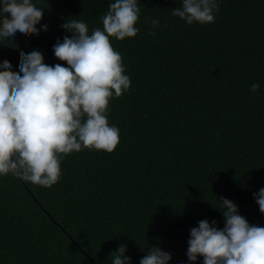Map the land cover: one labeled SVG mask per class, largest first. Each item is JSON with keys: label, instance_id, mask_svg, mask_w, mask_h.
Here are the masks:
<instances>
[{"label": "trees", "instance_id": "16d2710c", "mask_svg": "<svg viewBox=\"0 0 264 264\" xmlns=\"http://www.w3.org/2000/svg\"><path fill=\"white\" fill-rule=\"evenodd\" d=\"M32 2L44 11L37 28L48 30L0 41V62L18 73L20 51L67 66L53 53L72 35L61 25L72 17L89 33L102 29L114 0ZM137 2L140 31L110 38L131 81L106 114L119 144L68 154L51 188L0 176V264H111L121 244L132 264L151 246L170 252L169 264H190V229L200 220L224 226L221 197L264 227L253 198L264 188V0H217L204 25L172 15L182 0Z\"/></svg>", "mask_w": 264, "mask_h": 264}, {"label": "clouds", "instance_id": "9594fccd", "mask_svg": "<svg viewBox=\"0 0 264 264\" xmlns=\"http://www.w3.org/2000/svg\"><path fill=\"white\" fill-rule=\"evenodd\" d=\"M219 11L217 0H182L172 15L188 25L214 22ZM140 8L137 0H114L100 17L101 28H93L68 18L61 25L70 32L53 45L54 56L66 62L47 65L43 54L20 51V71L12 70L8 60L0 62V176L11 174L25 182L51 188L61 176V161L82 149L111 153L119 144V129L109 126V100L121 97L130 88L121 55L110 38L135 37ZM43 8L32 0H0V41L14 38L17 32L26 38L47 31L37 28ZM159 19L151 20L152 29ZM149 35H155L150 31ZM260 88L250 87L252 93ZM264 214V188L253 194ZM218 209L224 226L216 221H198L190 229L186 256L190 264L203 257V264H264V227L250 225L231 200L219 198ZM121 244L110 254L111 264H132ZM170 252L151 246L139 264H169Z\"/></svg>", "mask_w": 264, "mask_h": 264}]
</instances>
